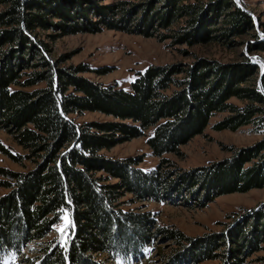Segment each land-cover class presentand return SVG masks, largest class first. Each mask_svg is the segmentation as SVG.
Segmentation results:
<instances>
[{
    "label": "trees",
    "instance_id": "16d2710c",
    "mask_svg": "<svg viewBox=\"0 0 264 264\" xmlns=\"http://www.w3.org/2000/svg\"><path fill=\"white\" fill-rule=\"evenodd\" d=\"M102 1L0 0V128L27 155L2 144L0 152L15 162L34 163L27 172L0 169L5 178L0 188L9 190L0 198V257L13 254L26 264H115L165 236L183 249L176 262L247 264L264 244V203L220 234L191 239L176 229L157 228L152 214L125 211L120 202L127 194L156 202L180 194L206 203L264 189V138L176 179L161 169L143 171L140 159L117 160L101 153L150 129L147 144L155 157L178 153L216 114H227L213 126L216 131L252 125L263 129L260 66L248 58L236 64L199 59L186 67L149 66L125 90L78 77L88 72L85 68H61L38 32L59 28L66 35L96 34L109 29L151 38L165 29L175 42L233 46L235 38L254 32L252 16L235 0ZM259 46L264 50V42ZM42 83L43 88L25 90ZM232 99L243 105L230 103ZM88 112L119 122L78 125L70 119ZM67 213L75 225L68 242H44L38 255L24 258L30 244L49 236ZM101 255L106 261L95 259Z\"/></svg>",
    "mask_w": 264,
    "mask_h": 264
},
{
    "label": "rangeland",
    "instance_id": "374dc122",
    "mask_svg": "<svg viewBox=\"0 0 264 264\" xmlns=\"http://www.w3.org/2000/svg\"><path fill=\"white\" fill-rule=\"evenodd\" d=\"M117 1L103 0L101 4H115ZM119 1L135 4L140 2V0ZM235 2L252 16L255 29L254 32L235 38L233 46L223 43L190 45L184 42H175V39L170 36L171 31L165 29H161L156 37L151 38L109 29H103L96 34L66 35L59 28H53L39 31L38 35L48 44L49 57L57 61L61 68L68 71L85 68L88 72L79 73L78 77L103 86H118L125 90L130 89L135 74L144 71L149 66L181 65L186 67L199 59L223 64H236L242 63L248 58L254 60L261 69L260 64L264 62V50H260L259 43L264 42V0H235ZM177 27H173L172 30ZM254 34L257 35V38ZM250 49L253 51L251 52ZM259 75L261 77V71ZM43 87H45L44 83L25 90L33 91ZM72 92L73 90H70L69 93ZM230 103L237 106L243 105L238 99H232ZM225 116H227L226 113L214 115L210 125L201 135L179 147L178 153L166 154L162 158L155 157L147 144V138L152 134L153 129L148 130L140 138L120 144L111 150L102 151L101 154L117 160L140 159L142 162L138 167L143 171L150 172L161 169V171L170 172L171 179H176L183 172L208 167L213 163L229 159L233 156L234 151L254 146L264 138V128L259 129L254 125L243 127L237 131L214 130L213 126ZM70 119L78 125L119 122L115 117L92 112L71 115ZM0 144L14 154L27 155V152L15 142L12 135L1 128ZM33 168L34 163L30 160H24L22 163L15 162L0 152V169L27 172ZM0 181H5V178L0 176ZM110 182L115 183L116 181L111 180ZM8 192V189L0 188V198ZM179 195L174 196L175 199L156 202L141 201L134 195L127 194L120 203L125 211L152 214L156 220L157 228L176 229L191 239L220 234L249 210L264 203V189H254L248 193L227 194L206 203L202 201V198ZM65 217L71 220L70 215L65 214L49 236L41 242L30 244L29 249L23 252V257L32 259L38 255L36 252L40 249V245L47 241L55 240L57 243L66 244L71 238V227H68L64 233L58 231L65 227L67 223ZM158 238L147 250L129 258H120L115 264H224L221 259L201 263L176 262L177 251L182 252V247L167 240L165 236ZM260 249L261 251L253 254L247 260V264L263 263L260 259L264 258V244ZM95 259L98 262H104L106 256H97ZM19 260L20 258L10 254L0 257V264H26Z\"/></svg>",
    "mask_w": 264,
    "mask_h": 264
},
{
    "label": "snow or ice",
    "instance_id": "6c2138e0",
    "mask_svg": "<svg viewBox=\"0 0 264 264\" xmlns=\"http://www.w3.org/2000/svg\"><path fill=\"white\" fill-rule=\"evenodd\" d=\"M65 218L67 220L65 227L58 229V231H60L61 233H64L68 227H71L72 229L75 228L74 223H72V221L70 219H67V217H65ZM68 238H70V237H68ZM62 239H65V237H62Z\"/></svg>",
    "mask_w": 264,
    "mask_h": 264
},
{
    "label": "water",
    "instance_id": "95a60500",
    "mask_svg": "<svg viewBox=\"0 0 264 264\" xmlns=\"http://www.w3.org/2000/svg\"><path fill=\"white\" fill-rule=\"evenodd\" d=\"M260 65H261V76H262L264 73V62H262Z\"/></svg>",
    "mask_w": 264,
    "mask_h": 264
}]
</instances>
